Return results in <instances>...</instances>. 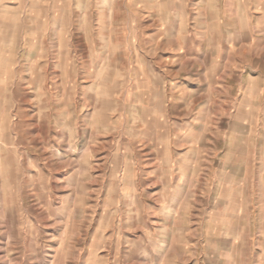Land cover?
Segmentation results:
<instances>
[{"label": "rangeland", "instance_id": "rangeland-1", "mask_svg": "<svg viewBox=\"0 0 264 264\" xmlns=\"http://www.w3.org/2000/svg\"><path fill=\"white\" fill-rule=\"evenodd\" d=\"M84 2L0 0V264H264V0H95L126 17L114 66L112 36L84 51ZM62 12L73 65L53 37L36 55Z\"/></svg>", "mask_w": 264, "mask_h": 264}, {"label": "crops", "instance_id": "crops-1", "mask_svg": "<svg viewBox=\"0 0 264 264\" xmlns=\"http://www.w3.org/2000/svg\"><path fill=\"white\" fill-rule=\"evenodd\" d=\"M95 2V0H85V7H86V14H84V17L82 18L84 21V23L82 24V28L83 30L80 33V36H84L86 37L85 42L87 44H84L83 48L84 51L87 52H91V53H100V51H103V49L105 48L106 45L102 44L101 41H104V38L106 37H110L112 43L109 44L108 46V51H113V56H112V60H111V65L114 66L117 60L116 57V52H117V48L116 45L113 44V42H115V39L113 37H115V35L120 34V25H119V21L122 20V16L120 13H118L116 10H112L109 13H105L104 16H106L108 19L107 20H111L112 22L108 24L107 27L103 26L101 23L102 17H100V12L98 14L95 13H90L89 11L93 8L94 4H98L97 3H93ZM63 8V7H60ZM98 8V7H97ZM58 16V17H57ZM126 17H124L123 19H125ZM130 20L134 21V25L132 24L131 26L129 25V35H132L134 33L132 32H137L136 30V24L135 21L136 19V15H133V17H130ZM49 23H46V22ZM97 21V24L96 22ZM85 24L87 27V30L85 29ZM53 27V29H57L58 33L57 36L59 35L60 39H56L55 34H52L51 30H38L41 27ZM38 27V28H37ZM76 27V21L75 18L73 16V14L69 15V17H66V15H56L54 18L51 16L49 18L46 19L45 22L40 21V19H38V22L36 23V55H38V53L41 52H47L48 50L50 51V43L52 42V40L50 38L53 37V41L58 43V51H62L65 53V57L68 58L70 60V64L73 65L74 61H75V56H74V45H73V36H74V28ZM132 27V28H131ZM125 29V28H124ZM106 30V31H105ZM51 41V42H50ZM84 42V43H85ZM112 46V47H111ZM113 50H112V49ZM136 49V48H135ZM133 47H130L131 53H133V50H135ZM94 57H99L98 56H94ZM103 67L104 63H102V61L97 60L96 62V66L99 67ZM92 66V65H91ZM162 76V75H160ZM254 82H256L257 84L261 83L262 80V75H257L254 77ZM243 96V95H242ZM242 99H240V101L236 104L231 103L230 100L224 99L222 100L224 102V107L226 110L231 111L232 113L234 112L235 109V114L239 115L242 114L244 110L248 109L247 104H245V96L241 97ZM259 98H261L260 96L258 97V99L254 100V103L251 101L252 105H255L256 107H259L260 102H259ZM246 100H248V97L246 98ZM258 102V103H257ZM194 135L196 136V139H193L190 142V146H187V150H185L184 152V157L185 162L191 163L193 165V169L196 167V169H201V166L203 161H202V147L203 145H205V143L201 140L200 138V134L199 131H193ZM191 154V155H190ZM184 162V163H185ZM193 177L198 179H202L203 177V173L199 172H193ZM181 178H183V180H186V177L184 175L181 176ZM194 195H198L199 192L196 194L193 192ZM201 195V194H199ZM203 195V194H202ZM203 196H207L203 195ZM241 194H234L233 200L232 202L229 204L228 210L231 212V216H230V223L231 225H233V219L234 220H243L244 219V214L243 212H248V207L246 204L243 205V203L241 200ZM185 206V205H184ZM241 213V214H240ZM238 224V222H237ZM236 222L234 223V227H236V229H239L238 227H242L241 223L240 226L239 224L237 225Z\"/></svg>", "mask_w": 264, "mask_h": 264}]
</instances>
